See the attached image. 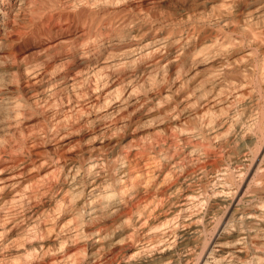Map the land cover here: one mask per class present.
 Segmentation results:
<instances>
[{"label":"bare ground","instance_id":"bare-ground-1","mask_svg":"<svg viewBox=\"0 0 264 264\" xmlns=\"http://www.w3.org/2000/svg\"><path fill=\"white\" fill-rule=\"evenodd\" d=\"M129 1L0 0V264H264V0Z\"/></svg>","mask_w":264,"mask_h":264},{"label":"rangeland","instance_id":"rangeland-1","mask_svg":"<svg viewBox=\"0 0 264 264\" xmlns=\"http://www.w3.org/2000/svg\"><path fill=\"white\" fill-rule=\"evenodd\" d=\"M138 1V3H136V2ZM148 2V3H146V2ZM157 1H159V3H157V4H154V3H156ZM262 1V0H261ZM135 2V3H134ZM141 2V3H140ZM156 2L153 0L152 2L151 1H148V0H133V2H132V0H130L129 2H127L126 4L128 5V4H131V5H133V8L134 9H136V8H139V7H141L142 9H147L148 8V10L149 11H151L152 13H154V15L155 16H158L157 18H159L160 20L164 17V18H169V15H170V18L169 19H174L173 21H175V19L177 20V21H179L180 19H182L181 21H184V22H186L187 20H194V17H198V12H195L194 13V10L192 9V5H191V3H188V2H186V0H156ZM178 2V3H177ZM180 2H182V3H180ZM186 2V3H185ZM145 4L146 6H144L143 4ZM167 3V4H166ZM260 3V4H259ZM141 4V6H138V5H140ZM158 4H160L161 6H159ZM177 4H179V5H177ZM181 4V5H180ZM187 4V5H186ZM191 6H190V5ZM148 5V6H147ZM153 6V7H150V6ZM156 5V6H155ZM260 5H262L261 4V2H258V1H256V3H253V5H251V6H249V7H246V8H243L242 10L243 11H239V12H241L242 14V16H245V17H247V15H251L250 13H252V17L253 16H259V18H262V16H260V15H264V7H260ZM183 6V7H182ZM189 6V7H188ZM156 7H158V8H156ZM162 7V8H161ZM181 7V8H180ZM185 7V8H184ZM150 8V9H149ZM154 8V9H153ZM180 8V9H179ZM255 8V9H254ZM172 9V10H171ZM253 9V10H252ZM257 9V10H256ZM175 10V11H174ZM249 10V11H248ZM101 10H98L97 11V14H95L94 13V18L96 17V19H99V18H103V19H105L106 17H108V16H103V15H110L111 13H106V10H104L105 11V13L106 14H103L104 12L103 11H101ZM163 11V12H162ZM195 11H197V10H195ZM251 11V12H250ZM98 12H99V14H98ZM180 14H179V13ZM183 12V13H182ZM188 12V13H187ZM159 13V14H158ZM161 13V14H160ZM163 13V14H162ZM169 13V15H167ZM178 14V16H177V14ZM184 13H186V14H184ZM209 13H211V11H209ZM207 14V16L208 15H210V14ZM249 13V14H248ZM176 14V15H175ZM183 14V15H182ZM259 14V15H258ZM162 15H165V16H162ZM175 16V17H174ZM187 16V17H186ZM194 16V17H193ZM177 17V18H176ZM244 17V18H245ZM255 19H257V18H255ZM255 19L254 18H252V21H255ZM246 20V19H245ZM262 23H264V22H262ZM242 24H244V22L242 23ZM250 24V23H249ZM71 25H73V23L71 24ZM71 25H70V29H71V31H70V29H69V33H68V37L70 36L69 34L71 33V32H73L74 33V31H75V29H74V26H72L71 27ZM243 26H245V25H243ZM242 26V28H246L247 26H245V27H243ZM253 27H256L258 30H259V28H258V26H264V24H261V23H259V24H255V25H252ZM257 29H255V30H257ZM261 29V28H260ZM72 30H74V31H72ZM72 34V33H71ZM233 37L235 38V40H234V42H233V46H234V44H238V45H235V47H241L242 49H246L245 50V52H241V53H237V54H235V55H233V56H231L230 57V60L229 59H226V58H223V57H225L224 56V54H218L217 56L218 57H221V58H223V60H224V62L225 61H227V62H225L224 64L225 65H231L232 64V66L234 65H236L235 67H239L238 68V70H230L229 72H230V74H229V72L227 71V73H226V76H225V83H226V85H228L229 84V86H231V87H233V86H236V85H238L239 83H243V82H245V83H248L249 84V86H251V88H253V89H257V87H258V85H256V84H258V82L256 81V79H257V75L259 74V72H260V69H261V67L262 66H264V50H261L256 44H255V42L252 40V38L253 37H246V34L244 33H242V31L241 30H236L234 33H233ZM261 37L262 38H258V39H260V40H262V41H264V35H262L261 34ZM26 39H29L30 41H32V42H30L29 40H27L26 41ZM254 39V38H253ZM24 40V39H23ZM23 40H21V42L16 46L17 47V49L19 50V53L20 52H22V53H20V54H22V56L25 54L26 55V57H27V59H30V57H31V59L32 58H35L37 55H38V53H39V49L41 48L40 46L41 45H43L44 43H45V41H44V39L43 38H41V39H39V38H37V37H35V38H25V40H24V42L25 43H23L22 41ZM33 40H35L34 42H33ZM36 40H38L37 42H36ZM39 41H40V43H39ZM85 42H87L88 41V39L86 38L85 40H84ZM27 42V43H26ZM30 42V43H29ZM23 44V45H22ZM30 44V45H29ZM23 48V49H22ZM262 49H264V48H262ZM37 51H38V53H37ZM249 52V53H248ZM215 53V52H214ZM225 53V52H224ZM24 55V56H25ZM33 55V56H32ZM226 55V54H225ZM23 56V57H24ZM133 57V59L136 61L137 60V55L136 54H133L132 55ZM216 56V57H217ZM248 58V57H252V61L251 62H248V60L247 59H245L246 57ZM25 57V58H26ZM135 61H132L133 63H135ZM132 62H129L128 64H126V65H124V66H121V68H124V69H129V68H131V67H133L134 65L132 64ZM229 62H231V63H229ZM242 64V65H241ZM127 65H129L128 67H127ZM229 65V66H230ZM241 67H240V66ZM131 66V67H130ZM233 66V67H234ZM126 67V68H125ZM241 68V69H240ZM251 71H252V73H251ZM233 72H234V74L235 75H232L233 74ZM237 72V73H236ZM254 73V74H253ZM237 74V75H236ZM246 74V75H245ZM238 76V77H237ZM232 77V78H231ZM243 77V78H242ZM250 78V79H249ZM248 79H249V82H248ZM231 80V81H230ZM85 80H83V82H84ZM254 81H256V82H254ZM82 82V84L80 85V87L79 88H81V86L83 85V84H85V85H83V87L81 88V89H83V92H82V96H85V94H84V91H85V89H86V86H87V84H91L92 85V83L90 82V80H88V82H90V83H88L87 81H85V82H87V83H83ZM233 83V84H232ZM235 84V85H234ZM91 85H88L87 87H89V86H91ZM93 86V85H92ZM91 86V87H92ZM91 89V88H90ZM37 113V114H36ZM34 115H32L33 117H31V119H29L28 121H26L28 124H32V125H30V126H34L33 128H40L41 126H40V124L43 122V120H40V118L39 117H41L40 115H42V113H41V111L39 110V111H37V112H34L33 113ZM34 116H36V117H34ZM42 119V118H41ZM36 120V121H35ZM39 121H42V122H39ZM40 123V124H39ZM38 124V125H37ZM42 125V124H41Z\"/></svg>","mask_w":264,"mask_h":264}]
</instances>
